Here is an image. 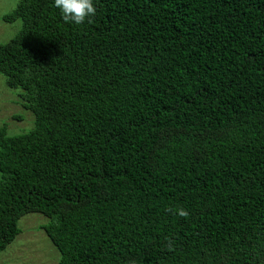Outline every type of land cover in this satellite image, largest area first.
<instances>
[{
	"label": "trees",
	"instance_id": "1",
	"mask_svg": "<svg viewBox=\"0 0 264 264\" xmlns=\"http://www.w3.org/2000/svg\"><path fill=\"white\" fill-rule=\"evenodd\" d=\"M93 2L3 17L0 254L39 213L57 264H264V0Z\"/></svg>",
	"mask_w": 264,
	"mask_h": 264
},
{
	"label": "rangeland",
	"instance_id": "2",
	"mask_svg": "<svg viewBox=\"0 0 264 264\" xmlns=\"http://www.w3.org/2000/svg\"><path fill=\"white\" fill-rule=\"evenodd\" d=\"M20 0H0V44L13 38L21 28V21L6 23L3 17L13 11ZM20 90H11L0 75V127L7 126L8 135H19L32 129L34 116L20 104ZM15 117H20L16 119ZM50 218L30 213L18 221L20 234L0 254V264H57L59 253L40 229Z\"/></svg>",
	"mask_w": 264,
	"mask_h": 264
},
{
	"label": "clouds",
	"instance_id": "3",
	"mask_svg": "<svg viewBox=\"0 0 264 264\" xmlns=\"http://www.w3.org/2000/svg\"><path fill=\"white\" fill-rule=\"evenodd\" d=\"M52 6L59 11L63 21L75 25L89 21L96 14L93 0H52ZM177 214L188 215L183 209H178Z\"/></svg>",
	"mask_w": 264,
	"mask_h": 264
}]
</instances>
